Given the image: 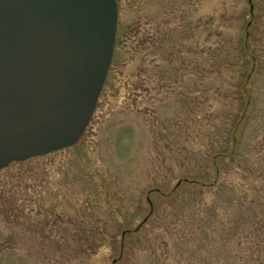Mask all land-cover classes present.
Masks as SVG:
<instances>
[{
  "label": "rangeland",
  "instance_id": "1",
  "mask_svg": "<svg viewBox=\"0 0 264 264\" xmlns=\"http://www.w3.org/2000/svg\"><path fill=\"white\" fill-rule=\"evenodd\" d=\"M117 3L81 139L0 170V264H264V0Z\"/></svg>",
  "mask_w": 264,
  "mask_h": 264
},
{
  "label": "water",
  "instance_id": "2",
  "mask_svg": "<svg viewBox=\"0 0 264 264\" xmlns=\"http://www.w3.org/2000/svg\"><path fill=\"white\" fill-rule=\"evenodd\" d=\"M118 12L117 0H0V170L80 140L112 62Z\"/></svg>",
  "mask_w": 264,
  "mask_h": 264
},
{
  "label": "trees",
  "instance_id": "3",
  "mask_svg": "<svg viewBox=\"0 0 264 264\" xmlns=\"http://www.w3.org/2000/svg\"><path fill=\"white\" fill-rule=\"evenodd\" d=\"M241 43V52L243 54V65H244V68L246 69V73H245V79H244V83H243V90H242V93H243V99L241 100L242 101V104L245 103L244 105V108L246 109L247 106H249L250 104V100H249V86H248V82L250 81V79L252 78V74H251V69H252V65H253V55L251 54V47H250V36L247 34L245 36V38H243V40L240 42ZM251 68V69H250ZM246 97V98H245ZM245 113V112H244ZM242 114L241 116L240 115H236L235 116V125H237L231 135L233 136V144L236 143V138H237V135L239 134L238 130H239V126H240V123L245 120V114ZM225 152V151H224ZM223 151H218L216 152L217 154L214 155L215 157L218 155L221 156V155H224Z\"/></svg>",
  "mask_w": 264,
  "mask_h": 264
}]
</instances>
